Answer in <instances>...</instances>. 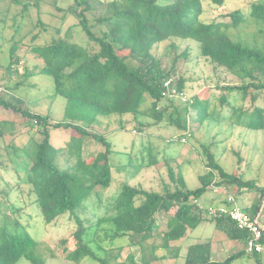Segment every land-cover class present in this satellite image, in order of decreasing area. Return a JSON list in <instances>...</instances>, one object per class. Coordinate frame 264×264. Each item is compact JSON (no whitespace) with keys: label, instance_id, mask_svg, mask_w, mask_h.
Listing matches in <instances>:
<instances>
[{"label":"rangeland","instance_id":"obj_1","mask_svg":"<svg viewBox=\"0 0 264 264\" xmlns=\"http://www.w3.org/2000/svg\"><path fill=\"white\" fill-rule=\"evenodd\" d=\"M114 1L97 0L95 8L87 12L90 21H96L99 16L110 15L114 10ZM259 1L263 0H225L223 5H217L211 0H202L203 12L200 18L206 22H230L228 14L241 9L245 21L241 23L240 29L231 28L229 32L235 38L264 47V25L251 17L252 5ZM73 3L74 0H0V81L4 86H9L11 82L8 92H0V95L30 111L50 115L53 122L72 121L87 127L91 123V109L83 111L79 103L69 104L67 97L58 94L54 77L40 71L44 63L35 53V49L44 48L59 37L76 42L91 51L98 50L99 45L90 41L82 29L79 15L70 10ZM102 28L103 26L98 25L93 27L98 34ZM12 49L16 50V56L23 62L20 66L22 73L9 70ZM152 51L164 61L166 67L175 65V79H186L188 101L179 97L163 99L160 107L169 105V109L160 122L153 116V99L148 95L143 100L138 118L130 113L98 115L90 129L103 134L112 144L111 185L106 188L101 184L97 185L76 212L81 218L94 221L101 214L111 215L112 211L106 212V207L110 206L126 183L148 190L164 191V182L171 183L168 164L175 171L181 172L190 189L199 188L203 184L201 176L208 173L204 152V145H208L227 172L240 174L243 179L256 183L254 188L231 191L236 194L238 204L255 215L264 201L261 192L264 187V126L251 128L239 121L264 122V114L259 115L258 112L259 108H264V89H250L245 98L240 91H224L222 87L225 85L241 84L242 81L202 56L200 46L194 40L171 37L155 44ZM123 53H128V50ZM15 66L17 65L14 64L12 69ZM224 92L229 94L231 105L221 103L220 96ZM208 98L209 118L200 124L197 108ZM189 104L187 120L193 136L188 143H182L179 137L184 131L172 124L169 116L176 107L183 109ZM255 110L257 113H253ZM0 125L5 130L0 138V197L3 198L0 214H6L5 220L9 223L19 220L30 231L39 242L37 253L43 257L45 264H101L91 256L79 263L68 259L67 254L78 245L75 237L79 228L78 221L71 213H67L55 222L47 223L39 206L32 201L30 184L20 183L17 179V167L22 169L27 162L24 149L40 141L43 135L21 112L1 106ZM50 135L51 143L59 149L57 159L61 165L70 164L76 159V154L81 155V147H87L90 151L84 160L86 164L95 163L97 156L102 157L105 152V146L100 140L86 135L81 141V134L71 128H52ZM97 164L98 161L95 165ZM237 189L236 184L228 186V190ZM2 191L9 192L7 199ZM219 194L213 188H207L200 201L204 206H216L221 202ZM139 202L140 199L137 200ZM175 210L176 207L169 216ZM261 215L264 216V204ZM166 216L162 214L163 219L158 221V232L166 228ZM206 218L195 230L188 231L189 235L172 241L168 250L161 246L164 240L162 235L147 239L143 246L153 259V264H187L185 256L188 248L197 242L211 241V259L221 261L245 248L243 241H228L224 234L218 232L214 220L208 216ZM113 233V223L104 222L98 230L95 227L89 229L85 240L100 257H106L108 252L112 253L122 247L120 257L118 260L111 259L112 262L120 264L129 253H134L136 260L140 261L142 244H132L133 240L126 235L112 239ZM152 245H158L156 254H160V259H154ZM193 257L199 263L207 260L203 258V251L201 257ZM257 258L243 254L231 264H258ZM259 258L264 262V253H260ZM16 264L33 263L21 258Z\"/></svg>","mask_w":264,"mask_h":264},{"label":"trees","instance_id":"obj_2","mask_svg":"<svg viewBox=\"0 0 264 264\" xmlns=\"http://www.w3.org/2000/svg\"><path fill=\"white\" fill-rule=\"evenodd\" d=\"M96 2L97 0H74L70 10L79 15L82 29L90 41L99 45L98 50L91 51L63 37L53 39L44 48L35 49L36 55L44 63L40 71L54 77L57 93L67 97L69 104L79 103L83 111L91 109L90 125L97 121L98 115L130 113L138 118L146 95L153 99L152 112L156 121L160 122L165 118L169 105L162 108L160 104L163 99H170V96L166 95L164 83L172 79L178 90L186 87L184 77L174 78L175 65L166 67L164 61L157 58L152 51L155 44L171 37L196 41L202 56L242 81L241 84L225 85L222 87L224 91H240L245 98L250 89H264V47L235 38L229 32L231 28L240 29L241 23L245 21L241 9L228 14L230 22H206L200 18L203 12L202 0H115L114 10L110 15L99 16L92 22L87 12L95 8ZM211 2L223 5L225 0ZM251 17L264 25V0L252 5ZM96 25L103 26L100 34L93 29ZM125 50L128 53L124 54ZM15 53L16 50L12 49L9 68L17 64ZM220 100L222 104L231 105L226 92L222 93ZM209 105L208 98L197 108L200 124L209 118ZM0 106L21 112L43 135L40 141L24 149L27 162L22 169L20 166L19 169L15 168L17 179L20 183L30 184L32 201L39 206L47 223H53L67 213L76 218L79 226L75 232L78 245L67 254L68 259L76 263L91 256L101 264H118L111 259L118 260L122 247L112 253L108 252L106 257H100L85 240L89 229L95 227L98 230L104 222H111L114 232L112 239L126 235L133 240L132 244H142L140 261L136 260L134 253H129L120 264H153V259L143 246L145 241L162 235L164 240L161 246L168 250L172 241L182 239L188 230H194L204 222L207 218L195 199H200L211 183L216 180L220 185H238L237 190L230 192L257 186L254 181L245 180L240 174L227 172L210 147L204 145L208 173L201 176L203 184L199 188L190 189L181 172L175 171L168 164L171 183L164 182V191L148 190L126 183L115 200L106 207V212L112 211L111 215L101 214L95 221L81 218L76 209L82 201L93 193L97 185L101 184L105 188L111 185V142L103 134L90 129V125L83 127L72 121L53 122L50 115L30 111L1 95ZM189 110L190 104L183 109L176 107L170 112L169 121L184 132L187 131L190 128L187 120ZM256 110L253 113H257ZM258 112L263 115L264 108H259ZM239 122L251 128L264 126L261 120ZM52 128L74 129L81 134V141L86 135L100 140L105 146V152L102 157L97 156V166L96 160L92 164L85 163L84 160L90 153L87 147H81V155L76 154L77 157L72 163L61 165L57 159L59 149L51 143ZM184 132L179 137L180 141ZM4 134V127H0V138ZM261 192L264 195V187ZM3 195L7 199L9 192H3ZM2 199L0 197V205ZM174 207L175 212L169 216ZM162 214L167 215L166 228L158 232L157 223L163 219ZM5 215L0 214V264H16L21 258H26L33 264H45L43 257L37 253L39 242L19 220L14 223L6 222ZM213 220L216 228L226 232L230 239L246 241L248 232L238 228L230 218L219 217ZM157 248L158 245H152L151 251L155 260L160 259V254H156ZM202 251L203 258L207 260L205 263L195 262L193 255L201 257ZM211 253V241L198 242L188 248L185 260L187 264H231L239 256L247 254L257 256L258 264H264L259 258L260 253H249L246 249L234 252L224 261L211 259Z\"/></svg>","mask_w":264,"mask_h":264},{"label":"built area","instance_id":"obj_3","mask_svg":"<svg viewBox=\"0 0 264 264\" xmlns=\"http://www.w3.org/2000/svg\"><path fill=\"white\" fill-rule=\"evenodd\" d=\"M33 2L34 0H28ZM166 95L170 97H179L185 102L188 101V94L186 90H178L175 84L172 83V79L167 80L165 83ZM6 91V87L0 82V92ZM193 136V131L188 128L184 132L181 141L188 143ZM208 188H213L215 192L226 193L225 199L215 205L204 206L199 199H195L197 205L203 210L204 214L210 218L228 217L234 221L238 228L248 232L247 239L245 241V249L249 253H264V224L260 219V213L257 216L252 215L248 210L241 207L236 196L231 193L224 185L216 183V180L211 183ZM226 188V189H225Z\"/></svg>","mask_w":264,"mask_h":264},{"label":"crops","instance_id":"obj_4","mask_svg":"<svg viewBox=\"0 0 264 264\" xmlns=\"http://www.w3.org/2000/svg\"><path fill=\"white\" fill-rule=\"evenodd\" d=\"M17 57V66H15V67H13V69H12V67H11V69L9 68V70H11V71H13V70H16V72L17 73H22V71H21V65H23V62H22V60L18 57V56H16ZM8 81H11V79H9ZM1 82V81H0ZM2 83V82H1ZM9 86H11V82H9ZM9 86H5L6 87V91H3V92H8V88H9ZM230 191V190H229ZM219 194V193H218ZM225 197H226V193L225 192H223V191H221V193L219 194V199H221L222 201L225 199ZM200 200V199H199ZM201 202V201H200ZM202 203V202H201ZM263 204H264V201L262 202V204L260 205V207L258 208V212L255 214V216H257L259 213H260V219L262 220V223L264 224V216L263 215H261V213H262V209H263ZM206 221V220H205ZM204 221V222H205ZM204 222H202L201 224H203ZM200 226V225H199ZM198 226V227H199ZM195 230V229H194ZM188 231H191V230H188ZM218 232L219 233H222V234H224L225 235V237L227 238V240L229 241V240H232V239H230L229 237H228V235H227V233L226 232H224V231H219L218 230ZM187 235H189V232H187ZM186 235V236H187ZM237 241H241V240H237ZM198 243V242H197ZM195 244V243H194ZM244 244H245V242H244ZM193 245V244H192ZM245 249V248H244Z\"/></svg>","mask_w":264,"mask_h":264}]
</instances>
